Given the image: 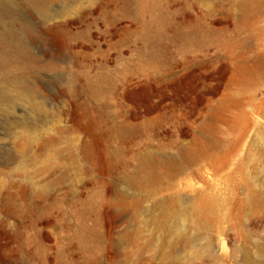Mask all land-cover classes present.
Segmentation results:
<instances>
[{"label":"rangeland","instance_id":"1","mask_svg":"<svg viewBox=\"0 0 264 264\" xmlns=\"http://www.w3.org/2000/svg\"><path fill=\"white\" fill-rule=\"evenodd\" d=\"M43 5L0 0V264H264V0Z\"/></svg>","mask_w":264,"mask_h":264},{"label":"bare ground","instance_id":"2","mask_svg":"<svg viewBox=\"0 0 264 264\" xmlns=\"http://www.w3.org/2000/svg\"><path fill=\"white\" fill-rule=\"evenodd\" d=\"M26 2L31 7L39 11H44L43 0H26ZM0 43H3L4 45L10 43V40H8L6 34L0 35ZM0 95H2V92H0ZM0 109H1V106H0ZM17 124L20 125L24 130L34 129L31 125L27 123H17ZM256 141H258V145H260L261 148L260 150H258L257 153H249L248 160L258 162L259 170H261L264 173V164H263L264 162V132H259L258 138ZM144 160L151 162L153 160V156L149 154L144 155ZM126 182L137 183L136 175L134 174L132 176L127 177ZM249 185L250 186L254 185V187L256 186L254 179L250 180ZM247 202L249 203L250 206L254 205L255 201H254V196L252 194L248 196ZM216 203H217V200L213 196H208L204 198L203 200L201 199L188 200L184 203V205L178 212L183 217L188 218L190 223H192L193 225H198L201 221H205L206 224L208 225H214L216 223H220L222 218L225 217L224 215L221 218L218 215L217 211L219 207L216 208L215 206ZM216 228L217 229H215L214 235L207 238L204 248L207 249L209 252H213L216 246H215V243L211 241H212V238L215 237L216 242L218 241L217 247L218 246L220 247V252L226 253V251H224V240H223V236H226V234L223 233L222 227L217 225ZM165 229H168L169 231L171 230L170 226L169 227L165 226ZM234 253L235 252L229 253L228 256L232 258V254ZM258 253H262L264 255V245L258 248ZM243 264H251V262L247 259H244Z\"/></svg>","mask_w":264,"mask_h":264}]
</instances>
